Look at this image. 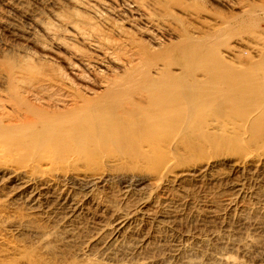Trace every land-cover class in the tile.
<instances>
[{
    "label": "bare ground",
    "instance_id": "obj_1",
    "mask_svg": "<svg viewBox=\"0 0 264 264\" xmlns=\"http://www.w3.org/2000/svg\"><path fill=\"white\" fill-rule=\"evenodd\" d=\"M32 2L49 8L53 20L27 19L42 38L11 19L14 14L32 15ZM0 30L20 43L0 51V185L9 192V203L21 201L31 212L51 205L45 223L38 219L41 213L10 223L16 232L37 238L46 256L54 250L49 248L52 241L77 236L69 229L62 234L53 224L74 225L76 230L95 209L111 214L114 225L95 233L90 245L96 253L81 256L83 264H139L131 258L130 263L121 261L161 251L155 243L148 248L146 241L135 256V238L145 227L137 225L140 218L178 225L184 219L178 209L194 203L185 194L199 184L218 185L226 179L215 171L230 155L209 153L205 162H191L178 172L177 152L208 153L206 144L209 149L223 145L231 152L244 151L264 138V0H0ZM246 153L239 152L243 158L233 164L239 168L255 160L261 173L264 154ZM151 160L156 161L153 174L144 177L140 172L136 179H148L152 193L129 201L136 200L138 210L92 191L79 198L67 186L81 181L99 188L114 170L131 164L132 171H140ZM176 185H185L184 195L166 188ZM191 185L194 190L185 189ZM235 186L236 198L210 197L203 206L198 203L193 217L208 223L219 219L223 204L240 212L243 224L263 213L246 201L245 186ZM255 190L247 192L262 198L261 190ZM90 216L100 220L102 215ZM161 232H156L157 241L164 239ZM2 239L0 258L16 257L3 262L4 256L0 264H47L45 257L36 259L17 242ZM194 250L178 252L179 263L203 264L204 257ZM224 253L210 264H242Z\"/></svg>",
    "mask_w": 264,
    "mask_h": 264
},
{
    "label": "rangeland",
    "instance_id": "obj_2",
    "mask_svg": "<svg viewBox=\"0 0 264 264\" xmlns=\"http://www.w3.org/2000/svg\"><path fill=\"white\" fill-rule=\"evenodd\" d=\"M39 3L40 2L30 3V7H28V11H34L33 13L31 12L32 15H30V16H24L23 15L24 16L23 17L21 14H14L11 17L12 21L15 22L16 24L21 25L22 29L25 28L24 30H28L27 28H33L32 29L33 33H35V35L38 34V36H40V34H41L40 31H38L39 29L37 27H34V26L31 27L29 25L28 20H30L31 16L34 15V16L38 17V19L40 17L41 20L43 19L46 22L47 21L50 22V20H52L51 16H49L50 15L49 12L47 11V9L49 10V8H45V7H43L44 6L43 4L41 6V4H39ZM215 8H218V10L216 9L218 12L219 11L221 12L220 9H223L222 7L220 8V6H217V5H215V7L213 9H215ZM37 10H38V13L36 12ZM35 12H36V14H38V16L34 14ZM223 13H226V11H224ZM29 14H30V12H29ZM52 21H51V23H52ZM39 38H42V37L40 36ZM18 44H20V43L16 42V44H15L13 39L11 37H9V35L7 33H5L3 30H0V51L2 50V51L9 52V50L11 48H14V46H15V48H16V46L18 47ZM232 46H233V44H232ZM7 52H6V54L8 55ZM2 56H4V55H2ZM2 56L0 54V59L3 61ZM2 61H0V62H2ZM263 140H264V138H262V141H261V143H259L258 146H257V144H253L252 146H249L250 148L248 147L249 148L248 150L246 149L244 151L243 150H235V151L231 152L230 149L225 148L223 145H213L212 148L209 149V147H208L209 145L206 144V148H207L208 153H202L200 151H196L194 153L192 152L194 154L193 155L192 153L185 154V153L177 152V154L174 156V158H175V162L178 163L177 165L179 166V168H181V169H178V172H180L181 170H184V168L187 166V164H189V165L198 164L199 163L198 161L201 162L204 159L203 158L204 156L209 157V153H210V156L213 154L215 156H220L222 158L225 157V155H228V156L230 155V157L225 159L226 161L220 165L219 169H217V170H219V171L221 170V171L220 172L219 171L217 172V170L215 171V173H218V174L222 173L223 175L222 174L221 175L226 179L224 180L223 184L217 183L218 185H216V184L210 185L209 184V186H206V185L199 184V186H196L195 190L193 189V188H195V185L188 186L185 188L186 190H190V189L194 190V191H190L188 196H187V194L184 195L183 191H182V190H184V188H182V187L185 185H183L182 187H179L178 185L166 187L168 191H170L171 188L174 189L175 193H176L177 189L180 190L176 194H178V193L180 195L183 194L188 199L189 202H191V203L194 202V203L178 209V211H179L178 215L180 216V214H181L182 215L181 217L184 218V219L181 218L183 221H181L182 223L180 222V224H178V225L173 224V223L168 222V221H166L167 222L166 223L165 221L151 220V219H148L146 217H144L143 219L140 218V220H139L140 222H138L137 225H139V226L141 225L140 227H142V226H145V227H143L141 234H139V236L137 238H135L136 239L135 241L138 244L137 246H139L138 249L133 248V249H136L135 256H137V252H139V248H141V246H143L146 241L150 242L149 243L150 247H148V248H151L152 246L157 244L158 246L159 245L161 246V247L160 246L158 247L159 249H161V251L160 250H156V251L154 250V251H152V253L149 252L148 253L149 255L147 254L148 256L147 255L144 256V254H146V251H144V254H142L143 256L139 255V256L135 257L136 259L133 257H129V258H127V261H126V259H124L121 262L122 263H125V262L130 263V261H131V263L134 262V263H139V264H147V263L149 264V262L155 260L156 264H162V263H164V261L169 260V263H171V264H180L179 263V262H181L180 257H179V259L177 258L178 252L192 248L193 250L196 249L194 251L198 250L197 253L201 254L204 257L201 260L203 264H208V263L210 264V260L215 259L216 257L218 258L220 256L219 254H223L224 252L227 255L230 254L229 256L234 257L236 260H238V262H240L242 264H264V211H263V213L259 212L258 213L259 215L253 214V217L250 216L249 220L246 222V224H243L244 222L243 223L240 222V220H241V218L239 216L240 212H237V211L234 212V210H236V209L233 207L229 211V209H227L226 204H225L226 207H224V204H223V207H221V209L223 210V212H222L223 214L219 215L220 218L214 219L213 221L209 220L210 221L209 223L205 219L193 217L196 215L193 211L196 212V207L198 206V203H199V205L201 204L200 206H203L205 204V200L207 199L209 201L210 197L216 196V197H218V200H220L221 197H222V199H225L223 197L228 198L227 196L229 195V197H232L233 199L236 198L238 196L237 193L239 192V190H238L239 187H236L235 185H239L242 187L245 186V187H243L244 191L247 193V196L245 198H246V201L248 203H250V205L252 204L255 207L264 209L263 208L264 207V202H263L264 201V193H263L264 191H262V189L264 188V175H263L264 170L261 173L257 172L258 170L256 171V167H254V165L256 163L255 160H251V161L247 162L246 164L241 165L239 168L236 167V165H234L235 163L238 164V160L240 158H243V157H241L242 155L239 154V152H248L245 155L250 154V153H254V154L258 153L259 155L262 154L260 156H263V154H264V153H262V152H264V141ZM215 146H216V148H215ZM210 150H211V152H210ZM191 162H193L194 164H192ZM203 162H205V160L202 161V163ZM199 164H201V163H199ZM155 165H156V161L151 160V165H149L147 168L141 169L140 171H139V169H136V171L134 172L132 170H135V167L132 166L131 164H127L125 169L122 168L119 170H114L112 173H110V175H106L104 182H107V183L102 185V187L99 186V188L91 186L87 182H81V181H79V182L78 181H71L67 186L70 188L76 189V190L73 189L74 191H72V192H74L75 196H77L79 198H81L85 194H88L92 191L91 193H93L94 195L98 194L97 196H99V197H103V198L107 197L109 199H113V197H114L118 203L123 204V205H125V204L127 205V203H128L131 205V207L136 208L135 210H138L137 206L139 204H137V205L134 204V203H136V200L132 201L134 203L129 202L130 200H132L131 197L132 198L139 197V196L144 197L143 195H145V194H146L145 196H147L148 193L149 194L152 193V191H150V190H152V188H151V186L149 187V185H148V181H147L148 179L141 181V180H138L136 178L139 175L138 173H140V172H142V174H140V175L144 176V177H148L149 175H152L155 168H156ZM79 168H82V166ZM259 169H261V168H259ZM254 173H256V174L254 175ZM111 174H113V175H111ZM121 175H123V176H121ZM133 175H134V177H133ZM107 176H109L108 177L109 179L107 178ZM120 177H121V179H120ZM261 180H262V182H261ZM139 181L142 183H140ZM200 185L203 188H206L207 193H206L205 189H203ZM219 185H221V186L219 187ZM211 188H213V190ZM257 188H258L259 192L261 190V192H260L261 195L263 194L262 198L256 197V198H258L257 199L258 201L256 200L255 195H250V193L248 194V192H251V191H252L251 193H254L253 190H255V189H256L255 191L257 192L258 191ZM92 189H94V191ZM197 189H201V191L197 190ZM208 190H211V191L208 192ZM215 190H216V192H214ZM249 190H251V191H249ZM181 191H182V193H180ZM140 193H141V195H139ZM213 193H216V194L213 195ZM77 194H79V195H77ZM80 194L82 195L81 197H80ZM137 194H138V196H136ZM207 194L208 195L212 194V195L211 196L209 195V197H208ZM231 194L233 196H231ZM235 194H236V196H234ZM251 196H253V197H251ZM8 197H9V192L7 190H4L3 185H0V217L3 216L2 218H0V220H1L0 221V240H3L2 238H6V239H4L5 241H7V240L11 241L12 240V241H14V243L17 242L16 245H18V246L20 245L19 247L21 249L23 246L24 249H22V250H24L25 252H29V253L32 252L34 258L37 259V258L45 257L44 260L47 264H68V263L69 264H76L75 262H77L78 264H83V261H81V259H82L81 256H85V255L88 256L89 254L91 255V254L96 253V251H95L96 249L91 250V245L93 242L92 240H94V238L96 236L95 233L96 234L99 233L100 229L105 230L108 228H112L113 226L109 227L108 226L109 224L114 225V223H112L114 221V219H113V221L110 220L111 219L110 216H112L111 214H109L108 212L96 211L95 209H94L95 211L90 209L88 216L85 215L83 217L84 218L83 221L79 225H76V230L78 229L79 231L75 230L74 225H73L74 227L70 225L69 226L70 228H69V227H67L68 224L59 223V226H58V223H55V224H53L54 225L53 227L56 229L58 228L57 229L58 231L59 230L63 231V233L62 232H59V233L64 234V232H66V231L74 230V231H72V233L74 232L73 234H75V235L77 234V236L79 238L77 236H74V237H76L75 240L74 239L71 240L69 237L67 240L65 238H63L65 240L61 239L59 241H57V240L54 242L52 241L53 247L52 248L49 247L51 249V250L50 249L49 250L52 251L54 249L52 251L53 253L51 252L49 255L46 256L47 253L43 252L42 250L40 251V246H41L40 243L41 242L37 238H32L28 234L25 235L24 233H22L25 235L24 236V235L16 232L13 228H11L12 224H10V223H12V221H15V219H19V217L24 218L25 216H30V215H35V214H36L35 217L38 218L37 214L39 215L40 213H41V215L39 216L38 219H39V221H42V223H45L47 220L46 217L48 216V214L50 212L49 207H51V205L47 204L48 208L46 207V205L43 206L41 209L42 212H41V210L39 211L40 213H38L36 211H34V212L32 211L33 212L32 213L29 206L22 203L21 201L9 203ZM190 197L194 198L195 200L194 199L192 200ZM259 199L260 200L263 199L262 202ZM195 201H197V203ZM202 201H204V202L202 203ZM19 202H21V203H19ZM195 203H196V206L194 205ZM256 203L262 207H259ZM11 204H12V206H11ZM260 204H262V205H260ZM238 205H239V203L237 205H235V207L236 206L238 207ZM28 210L30 211V213ZM133 211H134V209H133ZM28 213H29V215H28ZM90 213H93L94 215H98V216L102 215L103 217L101 216L100 220L95 218V217L93 219L90 216ZM97 213H99V214H97ZM104 216L106 217L105 220H104ZM257 217H258V219H257ZM4 218H5V221H6V219H8L7 222H9V223L4 222V220H3ZM2 220L4 223H2ZM43 221H45V222H43ZM161 222L163 225L161 224ZM81 225H84V226H81ZM78 226L81 228L79 229ZM160 226H162V228ZM86 228L89 231H87ZM83 229H85L84 230L85 232L84 231H83V233L80 232V230H83ZM93 229H95V230H93ZM159 229L162 230L161 235L164 237V239L166 238L168 241L166 239H165L166 240L165 242H164V239L157 241L158 233H156V232H158ZM78 233H81V234L78 235ZM143 240H145V241H143ZM169 240H170V242H169ZM74 241H76V242H74ZM247 241H248L247 245L249 244L250 247H248L249 249H247V251L245 252V251H243L242 247L246 244ZM167 242H168V244H167ZM239 242H240V244H239ZM164 244L167 246L166 248H165ZM168 245H170V246H168ZM238 245H240L241 248ZM163 246H164V249H162ZM148 248H147V250H149ZM26 249H27V251H26ZM89 249H90L91 253H90ZM92 251H94V252H92ZM157 251H159V252H157ZM25 252H23V253H25ZM4 256H2V258H0V259H2V261H3ZM39 256H41V257H39ZM206 256H207V258H206ZM15 257H16L15 255H11L8 257L6 255L4 257L5 260L3 262H6V261L10 262L9 259L11 260ZM128 259H130V261ZM63 260H64V262H63ZM204 260L206 262L207 261H209V262L206 263ZM12 261H14V259Z\"/></svg>",
    "mask_w": 264,
    "mask_h": 264
}]
</instances>
